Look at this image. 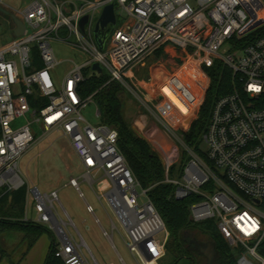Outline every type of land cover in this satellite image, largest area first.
Returning <instances> with one entry per match:
<instances>
[{"label":"built area","instance_id":"built-area-1","mask_svg":"<svg viewBox=\"0 0 264 264\" xmlns=\"http://www.w3.org/2000/svg\"><path fill=\"white\" fill-rule=\"evenodd\" d=\"M110 4L115 15L120 9L128 18L118 26L116 15L117 24L113 30L109 27L101 51L94 28ZM4 11L9 13L12 34L16 25L11 15L24 23L25 30L23 36L0 46V190L27 189L23 222L54 232L58 259L65 264H89L84 253L87 245L71 232L75 226L58 193H42L27 185L19 171L27 150L50 134L60 133L67 140L92 189L106 180L103 193L94 189L96 198L105 211L107 205L115 214V219L110 217L111 229L138 261L158 262L169 243V231L148 197L149 190L135 178L120 150L118 132L83 116L92 96L84 99L80 89L91 70L92 76L107 73L109 83L119 81L141 104L152 103L155 108L149 106L165 122L162 131L168 138L180 132L184 151L159 148L164 183L174 187L177 200L198 197L189 208L191 221L215 220L222 238L236 251L237 264H264L260 253L264 242V0H35L17 11L0 0V12ZM254 32L252 42H244ZM55 40L78 49L85 59L82 65L70 61L73 66L60 83L53 75L61 64L52 48ZM227 43L233 49L223 54ZM167 46L181 53L177 69L170 74L158 69L139 84L135 70ZM35 50L41 66L36 64ZM216 62L232 71L234 88L215 100L200 144L191 147L185 136L198 119L202 100L191 103L190 98L210 88L205 69ZM95 64L101 65V75L93 71ZM97 118L101 119L99 110ZM21 119L25 123L14 126ZM202 143L208 148L206 154L199 149ZM179 163L183 169L174 179L171 173ZM68 185L84 198L76 178ZM58 205L68 220L59 215ZM87 212L94 213L93 207L88 205Z\"/></svg>","mask_w":264,"mask_h":264},{"label":"rangeland","instance_id":"rangeland-1","mask_svg":"<svg viewBox=\"0 0 264 264\" xmlns=\"http://www.w3.org/2000/svg\"><path fill=\"white\" fill-rule=\"evenodd\" d=\"M32 1L35 0H4L5 4L13 11L22 10L28 7ZM116 15L118 16V26L122 25L123 22H125L128 18L127 15L123 14L120 9H116ZM12 28L13 25L9 17L0 12V46L7 44L13 39L14 35L11 32ZM52 48L55 51L57 61L61 63L55 68L53 73L57 83H60L72 68L73 65L70 61L79 63L80 65L85 63L83 53L78 49L71 47L70 45L68 46L60 41L55 40L52 43ZM232 49L233 47L231 44L227 43L222 48L221 52L226 54L231 52ZM152 56L153 60L148 59L150 62L147 61L145 67H140L135 70V75L137 76V81L139 84H144L147 79L153 75V68H151L152 66L148 64L161 65V63H164L165 61L163 57V50L155 52ZM92 74L93 73L90 70L87 73V76L90 78ZM104 74L106 77H110L107 73ZM208 90L206 92L205 88L203 91L200 90V93L196 91L193 99L190 98L191 103L201 99L202 102H200V107L202 108V106L205 104L204 101L207 97ZM121 101L124 106L125 119L130 123L133 131L134 129L138 130V132L143 135L145 139L156 137L159 139L162 138V136L161 138L159 137V132L152 131L153 129L162 131L165 124V122L161 123L162 119L159 117V115H155L157 112L154 110L155 107L151 105L152 103L148 104L154 108L146 104H141L128 90H124L122 93ZM98 110L99 107H97L96 102L91 100L87 106V109L83 111V116L86 120L93 124L99 123L100 120L97 118ZM151 115H155V118ZM24 123L25 119H21L18 120L14 126H21ZM41 135L42 133L39 132L38 138ZM180 136L181 134L179 132L176 133L175 136H172L173 139L167 137L168 141L164 142L166 147L165 150L171 151V146L180 148V140H182L180 139ZM152 148L160 153V151L157 150L153 145ZM199 149L203 154H206L208 151L205 143H202L199 146ZM180 150L184 151L182 148H180ZM181 163L177 164V166L173 168L171 173L172 178H179L181 170L183 169V165H181ZM19 171L27 185L39 188L42 193H51L54 191L58 193L59 200H61L67 214L70 215L75 226V228L71 227L70 230L78 242H81V239L84 240L85 244L87 245V247L84 248V253L87 260H89L91 264L94 263L92 255L95 256L96 260H98L100 264H123L119 259V256L125 260L126 264H137L134 258L131 257L119 233L111 229L110 217L115 219V214L109 209L107 205V210L105 211L99 200L96 198L94 189L97 194L103 193L105 190L103 188L106 180L103 182L104 184L98 183L95 185L94 189H92L91 185L84 181V170L80 166L78 156L71 149L67 140L61 137L60 133L50 134L29 148L19 163ZM72 178L77 179L84 198L80 196V193L76 188L68 185L69 180ZM88 205L93 207L94 213L87 212ZM57 211L60 216L68 220L67 215H65L64 211L61 207H59V205L57 206ZM97 219L99 222H97ZM196 225L198 228H207L208 225H210L212 228H217L215 220L203 221ZM45 229L47 230L45 238L47 237L49 241L53 239L57 240L53 231H51L48 227ZM14 234L15 233H11L10 237L8 238L9 243H15V241L18 240V236ZM18 235L20 234L18 233ZM108 235L113 237V244H115V247L113 244H111ZM188 235L190 237H195L198 240L209 241L206 236L200 233L198 234L197 232H192ZM235 253L236 251L231 250L232 264H237L238 259ZM193 258L194 255L190 251H187L185 258L179 261L177 264H195ZM156 263L174 264L172 257L167 251L163 255L162 260Z\"/></svg>","mask_w":264,"mask_h":264},{"label":"trees","instance_id":"trees-1","mask_svg":"<svg viewBox=\"0 0 264 264\" xmlns=\"http://www.w3.org/2000/svg\"><path fill=\"white\" fill-rule=\"evenodd\" d=\"M257 32L244 39L251 43ZM34 58L39 64V55L34 51ZM210 76L211 83L198 119L194 122L190 132L185 136L186 143L191 147L200 144V138L209 123V115L215 100L233 91L235 79L233 73L221 62L205 69ZM110 77L105 74L92 76L81 84L80 92L84 99L91 97L96 102L101 113L100 122L107 124L118 132L119 147L123 152L129 167L141 186L149 190L150 197L156 210L169 231V240L166 251L172 257L174 264L185 258L189 251L186 247L187 234L197 232L206 236L209 242L216 244L219 256L216 264L231 263V247L219 233L218 228L197 227L191 221L190 206L198 200V197H190L177 200L174 187L164 183L165 170L159 154L154 151L146 139L140 138L124 116V106L121 95L124 87L119 81L110 82ZM27 189L23 188L13 193H4L0 190V235L6 232L20 231L26 234V239L31 247L47 230L36 224L23 222V214L26 206ZM217 227V226H216ZM55 240H52L51 249L46 259V264H65L55 256ZM260 253L264 254V242L260 247Z\"/></svg>","mask_w":264,"mask_h":264},{"label":"crops","instance_id":"crops-1","mask_svg":"<svg viewBox=\"0 0 264 264\" xmlns=\"http://www.w3.org/2000/svg\"><path fill=\"white\" fill-rule=\"evenodd\" d=\"M180 54L181 53L178 50H175L171 46H167L163 53L164 55L163 57L165 59L164 63H161V65L148 64L152 66L151 68H153L152 70L153 75L156 73V71H158V69H161V70L163 69L166 73H169V74L175 71L181 62V59L179 58ZM149 59L153 60V56H151ZM150 60L148 62H150ZM152 131L159 132L158 135L160 138L162 136V138L159 139L156 137L157 139L148 138L146 140L150 143L151 147L153 145L161 153L162 150H160L159 146L161 145L165 148L164 142L168 141L166 137L167 135L165 136L164 132L160 130L153 129ZM152 149L155 151L154 148ZM156 152L159 154L161 158L162 153L160 154L158 151ZM11 233H15L14 235L18 236V240H16L15 243H9L8 241L9 240L8 238L10 237ZM18 233L20 235H18ZM45 234L42 235L31 247H29V242L26 239V234L24 232L15 230V231L6 232L0 235V264H46V259L51 249L50 246H51L52 240L49 241L47 237L45 238ZM108 238L110 239L111 244H113V237L109 235ZM113 246L115 247V244H113ZM126 248L128 249L131 257L134 258V260L137 262V264H143L140 261H138L137 258L133 256V254L131 253L127 245H126ZM92 259L94 260L93 264H100L99 261L96 260L94 255H92ZM119 259L122 261L123 264H126L125 260L122 259V257L119 256ZM89 264L91 263L89 262ZM108 264H115V263H108Z\"/></svg>","mask_w":264,"mask_h":264},{"label":"water","instance_id":"water-1","mask_svg":"<svg viewBox=\"0 0 264 264\" xmlns=\"http://www.w3.org/2000/svg\"><path fill=\"white\" fill-rule=\"evenodd\" d=\"M4 14L6 16L9 15V13L5 11ZM11 19H13V22L16 25V28L13 31L14 36L15 37L23 36V32L25 30L24 23L13 15H11ZM87 21H88V17L83 18V21L81 22L82 31L84 30V26L87 23ZM116 24H117V16L115 15V7L114 4H110L104 7L98 19V22L96 23L94 28V38L99 50L101 51L105 50L106 47L105 43L110 36L109 27L111 26V30H113ZM93 71L97 72L100 75L103 72L102 67L99 64L94 65ZM134 131L140 138L145 139V137L141 135L138 132V130L134 129ZM218 254L219 251L217 250L216 244L212 242H208L202 245L199 250V255L205 256L208 260V264H216L215 260L219 256Z\"/></svg>","mask_w":264,"mask_h":264},{"label":"flooded vegetation","instance_id":"flooded-vegetation-1","mask_svg":"<svg viewBox=\"0 0 264 264\" xmlns=\"http://www.w3.org/2000/svg\"><path fill=\"white\" fill-rule=\"evenodd\" d=\"M187 240V249L194 255L195 264H208V260L205 256L199 255L200 247L209 241L198 240L195 237H190L188 234L185 237Z\"/></svg>","mask_w":264,"mask_h":264}]
</instances>
